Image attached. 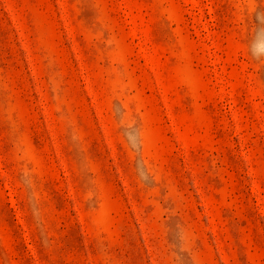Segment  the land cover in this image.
<instances>
[{"label":"rangeland","instance_id":"obj_1","mask_svg":"<svg viewBox=\"0 0 264 264\" xmlns=\"http://www.w3.org/2000/svg\"><path fill=\"white\" fill-rule=\"evenodd\" d=\"M0 264H264V0H0Z\"/></svg>","mask_w":264,"mask_h":264}]
</instances>
